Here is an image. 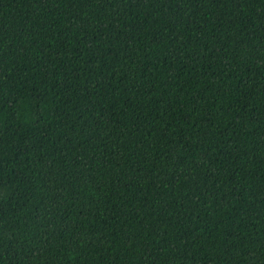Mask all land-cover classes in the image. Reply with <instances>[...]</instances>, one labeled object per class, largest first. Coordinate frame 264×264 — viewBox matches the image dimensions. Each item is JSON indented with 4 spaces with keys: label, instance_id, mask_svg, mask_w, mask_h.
<instances>
[{
    "label": "trees",
    "instance_id": "obj_1",
    "mask_svg": "<svg viewBox=\"0 0 264 264\" xmlns=\"http://www.w3.org/2000/svg\"><path fill=\"white\" fill-rule=\"evenodd\" d=\"M0 264H264V0H0Z\"/></svg>",
    "mask_w": 264,
    "mask_h": 264
}]
</instances>
